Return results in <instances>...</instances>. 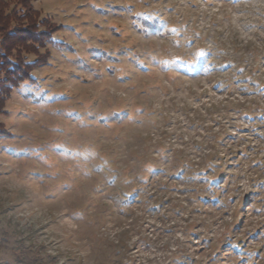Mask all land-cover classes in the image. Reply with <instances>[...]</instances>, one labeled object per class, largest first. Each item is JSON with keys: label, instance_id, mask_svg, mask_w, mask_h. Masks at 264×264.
Returning a JSON list of instances; mask_svg holds the SVG:
<instances>
[{"label": "rangeland", "instance_id": "374dc122", "mask_svg": "<svg viewBox=\"0 0 264 264\" xmlns=\"http://www.w3.org/2000/svg\"><path fill=\"white\" fill-rule=\"evenodd\" d=\"M208 2H33L63 27L48 63L13 90L0 114V264H13L21 244L41 247L56 264H264V185L248 177L264 155V2ZM158 21L179 45L147 25ZM201 42L208 62L194 74L178 75L188 60L182 69L164 60L193 58ZM231 56L237 64L228 68ZM245 109L251 122L240 117ZM224 128L230 134L218 132ZM218 150L228 166L224 203L204 202L206 184L178 172L191 159L193 172ZM136 188L126 216L117 194ZM235 220L241 252L226 241ZM207 235L220 243L218 256ZM110 242L125 244L122 261Z\"/></svg>", "mask_w": 264, "mask_h": 264}, {"label": "trees", "instance_id": "16d2710c", "mask_svg": "<svg viewBox=\"0 0 264 264\" xmlns=\"http://www.w3.org/2000/svg\"><path fill=\"white\" fill-rule=\"evenodd\" d=\"M34 1L35 0H0V114L7 113L6 104L9 101L13 90L25 80L33 81L34 78L31 76L32 72L35 69L48 63L51 57L49 44L52 43V36L63 27L62 25L54 22L52 17L43 15L41 11L37 10L34 7ZM201 1H203V3L209 4V0ZM257 1L261 3V0ZM213 4L215 5L217 3ZM147 23V25H151V28L158 29L159 35L166 38H170L173 36L175 38L174 42L179 45L176 36L177 34H165L163 32V27H161L159 21L157 22V26H155V24H152L151 22ZM168 25L171 27L170 21H168ZM189 35L193 38H195L196 36L195 34L194 36L192 32ZM204 44L205 43L201 42L199 45H197V48H195L191 52L193 53V58H190L191 54L186 57L183 54H171L170 56H167V59L165 58L164 60H166L167 64H169V62H172L175 67H178L180 69L183 68L184 60H188L189 62H191L189 68L183 70L184 72L179 71L178 75L182 76L184 73H188L190 75L194 74L197 68H203L208 62V56L203 49ZM193 45L194 42L187 44V46L189 47ZM242 60L243 62H240V64H238L240 71H244L247 68V65L245 63H247L248 60H245V58H242ZM224 63L228 64L227 67L229 65L231 67L236 62L235 59L231 56V59H226ZM255 66L257 69H261V67H263V64L255 63ZM167 71H169V69H167ZM253 71L254 73H258L259 70L255 71L253 68ZM253 71L248 73V77H252L254 75ZM222 81L224 82V80ZM222 81L219 79V81L216 82V85H219L220 83H222ZM227 82L229 81H226V83ZM259 109H261V113L264 112V107L262 108L261 106H259ZM153 114L154 117L155 115H160L159 113ZM240 117L241 119H246L250 122L255 119V117L251 114V110L249 111L248 109L243 110ZM153 119L157 120V118ZM223 126L226 127L225 125ZM208 127L207 125L203 126L204 133L210 129ZM225 130L226 133L230 134L228 128H224L223 130H219L218 132ZM218 132H216V134H218ZM4 133V125L0 123V134ZM262 137L264 138V133L262 134ZM249 147L250 145H245L244 150L247 151ZM218 151L210 153L208 156V162L202 165H197V169L193 170V172L187 171L193 166L194 161L192 159L186 161V166H183V168L181 167L178 172L179 177L185 178L187 181L199 179L196 183H198L199 185L206 184V190L200 189V187L202 186H199V191H201L199 197L204 202L210 201L212 203L220 201L221 203H224L222 200H220V195L221 190L226 189L224 186H222V182L223 180L228 179V166L223 163L224 158L220 156L221 151H219L218 159H214V156L218 154ZM260 158V160L254 163V168L258 172L254 171L251 174H248V177L253 180L255 187L264 185V155H261ZM218 160L219 162L217 164ZM213 161L216 164L213 163ZM189 164L192 166H190ZM155 169L158 170L157 168ZM156 170L154 171L156 172ZM138 192L139 190L137 188L132 191L120 190V192H118L116 197V203L118 204L117 209L122 214L124 213L126 216H128L131 213V207L134 204ZM231 199H234V197L232 196ZM159 203L160 204H156L154 202L153 205L148 208L149 212L151 213L158 211L163 205V201H159ZM115 213L116 212L113 210V214ZM117 217L119 218V216ZM236 222L237 220H235L233 224H227L226 231L228 234V238L226 241L228 244L230 242H236L235 249H237L238 252H241L243 251L244 244L242 243L241 239L235 240L232 232L233 229H235V227L239 225ZM201 235L202 234L199 232L194 233L195 237H200ZM204 241L211 243L214 257L218 256L220 253V243L214 242L208 235L205 236ZM109 244L116 247V252L114 253L115 257L124 255L125 244L123 242H119L118 244L110 242ZM13 252L15 257L13 264H56V257L54 255L44 253L41 247L35 245L21 244L14 248ZM184 257L183 259H188V261H191V258L194 259V257L190 256L189 254L185 255ZM117 260V258H114L112 260V264H115ZM120 261H122L121 257ZM181 262H184V260H181ZM195 262L197 264H205V261L202 260H196Z\"/></svg>", "mask_w": 264, "mask_h": 264}, {"label": "snow or ice", "instance_id": "6c2138e0", "mask_svg": "<svg viewBox=\"0 0 264 264\" xmlns=\"http://www.w3.org/2000/svg\"><path fill=\"white\" fill-rule=\"evenodd\" d=\"M82 126H86V125H82ZM72 155V158L73 159H75L77 156H79L80 154L79 153H72L71 154ZM97 167V170H99V171H103V169H101L99 166H96ZM83 171L85 172V174L86 175H91V171L90 170H88V169H83ZM113 183L115 182V181H112Z\"/></svg>", "mask_w": 264, "mask_h": 264}]
</instances>
